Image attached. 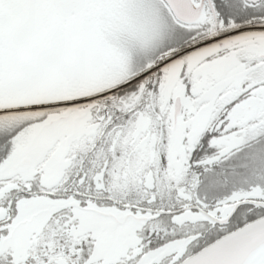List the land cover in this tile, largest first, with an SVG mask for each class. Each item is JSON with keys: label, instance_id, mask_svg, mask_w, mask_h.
<instances>
[{"label": "snow or ice", "instance_id": "snow-or-ice-1", "mask_svg": "<svg viewBox=\"0 0 264 264\" xmlns=\"http://www.w3.org/2000/svg\"><path fill=\"white\" fill-rule=\"evenodd\" d=\"M0 264H264V0H0Z\"/></svg>", "mask_w": 264, "mask_h": 264}]
</instances>
